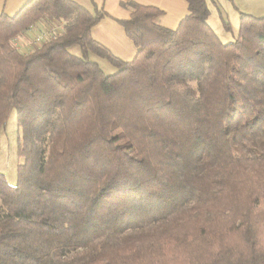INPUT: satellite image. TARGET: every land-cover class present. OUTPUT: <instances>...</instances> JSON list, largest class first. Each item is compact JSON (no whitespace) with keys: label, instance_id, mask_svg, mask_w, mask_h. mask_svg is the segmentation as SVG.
<instances>
[{"label":"trees","instance_id":"obj_1","mask_svg":"<svg viewBox=\"0 0 264 264\" xmlns=\"http://www.w3.org/2000/svg\"><path fill=\"white\" fill-rule=\"evenodd\" d=\"M186 2L168 29L120 1L127 62L92 38L96 7L0 13V130L15 109L21 159L14 184L0 172V264H264V16L225 43L208 0ZM42 22L61 29L13 44Z\"/></svg>","mask_w":264,"mask_h":264},{"label":"crops","instance_id":"obj_2","mask_svg":"<svg viewBox=\"0 0 264 264\" xmlns=\"http://www.w3.org/2000/svg\"><path fill=\"white\" fill-rule=\"evenodd\" d=\"M29 0H0V13L13 16ZM86 9L104 12V16L93 25L92 38L106 47L122 61H131L137 48L126 35L118 20L127 19L129 10L123 7V0H74ZM139 4L150 5L161 10L157 17L160 26L175 29L180 20L188 13L186 0H131ZM209 17L223 18L228 23L229 14L245 13L253 16H264V0H208ZM213 8V10H212ZM212 10V11H211ZM208 17V19H209ZM221 23V22H220ZM230 24V23H229ZM236 35V34H235Z\"/></svg>","mask_w":264,"mask_h":264},{"label":"rangeland","instance_id":"obj_3","mask_svg":"<svg viewBox=\"0 0 264 264\" xmlns=\"http://www.w3.org/2000/svg\"><path fill=\"white\" fill-rule=\"evenodd\" d=\"M213 10V8H212ZM211 10V11H212ZM228 23H230V29H225L220 23L216 16L209 17L208 24L215 30L217 36L221 39L222 42H230L234 39V35L238 30V15L229 14ZM50 25L46 22L37 23L33 26L34 29L26 30V32L21 35H18L13 39V44L18 47L19 50L28 51L32 49L34 45H32L33 37L35 38V33L38 32L39 27L42 31L49 30ZM61 28L58 26L56 31ZM52 32L49 31V34ZM70 51L74 54H79L78 46H72ZM91 58L96 61L100 68H102L103 72L106 74H110L115 71V68L108 63V61L91 54ZM16 112L15 109H12L8 115L6 121H4V126L2 130H0V172L4 173L5 178L9 184H14L17 179V165L21 162L17 155V139H18V130L16 126Z\"/></svg>","mask_w":264,"mask_h":264},{"label":"built area","instance_id":"obj_4","mask_svg":"<svg viewBox=\"0 0 264 264\" xmlns=\"http://www.w3.org/2000/svg\"><path fill=\"white\" fill-rule=\"evenodd\" d=\"M32 29H34L35 30V28H33L32 27ZM55 29H58V26L57 27H54L53 29H49V30H43L42 29V31L40 30V31H38V32H36L35 33V38L33 37V41H32V45L33 44H38V43H40V42H42L45 38H47V37H49L51 34H53L54 33V31L55 32H58V31H56ZM49 31H51L52 33L51 34H49Z\"/></svg>","mask_w":264,"mask_h":264}]
</instances>
